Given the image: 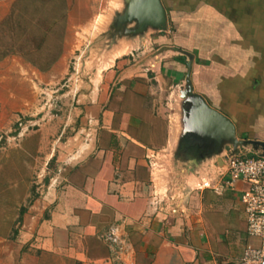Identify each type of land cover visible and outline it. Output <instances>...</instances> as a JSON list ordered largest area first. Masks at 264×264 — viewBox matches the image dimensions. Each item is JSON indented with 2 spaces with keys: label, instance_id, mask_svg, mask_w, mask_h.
<instances>
[{
  "label": "crops",
  "instance_id": "1",
  "mask_svg": "<svg viewBox=\"0 0 264 264\" xmlns=\"http://www.w3.org/2000/svg\"><path fill=\"white\" fill-rule=\"evenodd\" d=\"M16 1L0 0V22ZM115 1L67 0L64 53L52 71L66 62L79 33L103 36L89 30L107 20ZM161 1L167 30L134 35L144 56L131 42L125 54L110 48L82 98L86 119L110 127L64 148L44 213L29 211L13 240L0 234V264H239L246 247L258 244L247 232V185H228L226 160L264 154V0ZM24 73L36 70L18 57L0 63V132L6 106L17 103L13 83ZM188 81L245 146L230 155L228 145L216 150L183 138L185 114L178 128L160 99L166 86L181 95ZM166 153L177 171L168 179L151 161Z\"/></svg>",
  "mask_w": 264,
  "mask_h": 264
},
{
  "label": "rangeland",
  "instance_id": "2",
  "mask_svg": "<svg viewBox=\"0 0 264 264\" xmlns=\"http://www.w3.org/2000/svg\"><path fill=\"white\" fill-rule=\"evenodd\" d=\"M110 8L108 14H104L107 20H101L94 31H91L92 28L89 30L94 32L92 37H100L104 33L103 36L87 40L79 33L78 40L72 42L66 62L57 71L51 69L41 73L28 64L22 55L14 56L30 65L36 74L24 73L21 82L13 83L18 96L17 103L6 106L4 132H0V234L10 240L18 236L24 216L29 211L44 213V195L57 177L59 156L61 153L66 154V147L86 144V132H105L99 129L110 127L104 120L99 125L87 120L82 100L91 91L92 82L98 79L96 68L107 66V52L113 48L114 56L128 53L131 42L136 48V54L146 55L139 49L141 40H134L137 36L132 34L138 28L137 23L123 24L119 20L126 10L124 0L115 1ZM83 11L88 13L89 10L85 8ZM51 15L47 10L43 14L45 17ZM66 30L67 23L65 33L62 27L58 29L57 37L63 33L65 41ZM108 31L117 38L116 43L112 42ZM150 32L147 36L151 35V38L157 34ZM143 36L146 37L145 34ZM55 39L56 36H51L41 51L43 62L50 55L58 54L59 42ZM30 50L27 48V51ZM162 93L160 100L164 103V114L171 117L170 120L180 128L184 112L179 88L166 86ZM117 109L119 118L124 108L118 106ZM159 120V116L152 119L154 126H160ZM171 155L166 153L151 158L154 171L160 172L165 179L177 174Z\"/></svg>",
  "mask_w": 264,
  "mask_h": 264
},
{
  "label": "trees",
  "instance_id": "3",
  "mask_svg": "<svg viewBox=\"0 0 264 264\" xmlns=\"http://www.w3.org/2000/svg\"><path fill=\"white\" fill-rule=\"evenodd\" d=\"M44 10L52 14L50 18L43 16ZM67 11V0H17L10 15L0 22V63L9 57L22 55L39 72L51 70L64 52ZM62 27L64 32L57 37L58 29ZM53 35L60 50L43 62L41 51ZM27 48L31 50L27 51Z\"/></svg>",
  "mask_w": 264,
  "mask_h": 264
},
{
  "label": "water",
  "instance_id": "4",
  "mask_svg": "<svg viewBox=\"0 0 264 264\" xmlns=\"http://www.w3.org/2000/svg\"><path fill=\"white\" fill-rule=\"evenodd\" d=\"M119 20L123 24L137 23L138 28L132 33L134 35L143 34L150 28L161 32L168 28L167 11L161 0H128L126 10ZM181 97L186 101L184 139L189 137L203 147H209L213 143L216 150H222L228 145L230 155L232 151L236 152L239 147L246 145V142L237 139L236 129L228 118L212 109L201 96L194 94L190 81ZM228 158L230 157L227 160Z\"/></svg>",
  "mask_w": 264,
  "mask_h": 264
},
{
  "label": "built area",
  "instance_id": "5",
  "mask_svg": "<svg viewBox=\"0 0 264 264\" xmlns=\"http://www.w3.org/2000/svg\"><path fill=\"white\" fill-rule=\"evenodd\" d=\"M230 187L243 181L247 185L245 210L248 236L258 242L246 247L239 264H264V154L230 157L227 160Z\"/></svg>",
  "mask_w": 264,
  "mask_h": 264
}]
</instances>
